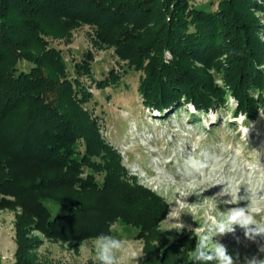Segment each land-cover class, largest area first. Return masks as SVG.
I'll list each match as a JSON object with an SVG mask.
<instances>
[{"label":"trees","instance_id":"16d2710c","mask_svg":"<svg viewBox=\"0 0 264 264\" xmlns=\"http://www.w3.org/2000/svg\"><path fill=\"white\" fill-rule=\"evenodd\" d=\"M190 1L0 0V207L19 203L37 229L66 240L111 234L118 221L138 237L156 230L166 200L128 181L86 106L93 93L81 77L91 76L92 55L71 76L49 36L65 24H88L142 72L147 107L165 113L191 103L207 113L231 94L235 113L256 119L264 109V24L256 17L264 0H222L214 11ZM21 60L32 64L28 70H19ZM213 68L224 84L214 83ZM118 81L113 71L102 84ZM50 200L66 212L53 215Z\"/></svg>","mask_w":264,"mask_h":264},{"label":"rangeland","instance_id":"374dc122","mask_svg":"<svg viewBox=\"0 0 264 264\" xmlns=\"http://www.w3.org/2000/svg\"><path fill=\"white\" fill-rule=\"evenodd\" d=\"M221 2L190 1L213 11ZM257 18L264 24V15ZM260 37L264 41V32ZM49 40L62 51L71 76L76 74L75 64L92 55V74L81 77L93 93L86 106L96 116L104 139L120 153L128 181L154 190L168 205L167 214L148 238L136 236L138 229L123 222L112 226L110 235L125 242L120 264H196L190 254L198 235L193 230L216 218L219 212L248 207L250 202L254 216L264 215L263 108H258L256 119L237 115V103H230V98L236 102L230 94L225 106L207 113L191 103L162 113L147 107L141 98L138 86L142 72L119 58L113 46L100 42L88 24H65ZM31 65L21 60L18 66L19 70H28ZM113 71L119 81L102 84ZM97 177L102 179L101 175ZM224 187L234 198L251 196V201L239 199L237 204H224L222 201L231 199L229 195L220 197L216 204L212 198ZM47 204L53 215L66 212L55 201ZM36 223L19 203L0 207V264H98L91 244L96 236L66 240L38 229L45 236L42 240L32 235L39 227ZM176 223L184 227L177 230ZM213 240L226 247L234 264H247L253 257L264 259L260 251L264 237L249 240L239 226L235 232L217 235ZM21 243L24 247L19 256Z\"/></svg>","mask_w":264,"mask_h":264},{"label":"clouds","instance_id":"9594fccd","mask_svg":"<svg viewBox=\"0 0 264 264\" xmlns=\"http://www.w3.org/2000/svg\"><path fill=\"white\" fill-rule=\"evenodd\" d=\"M257 17L264 15L259 11L256 12ZM170 55V54H169ZM197 67H202L200 62H195ZM210 74L214 77V83L217 85L222 84V79L218 77L216 70L210 69ZM230 103L235 104L236 102L230 98ZM261 115H264L261 113ZM220 185V184H217ZM231 196L230 200L222 201L224 204H237L239 199H250V197H233L232 192L224 187L223 190L216 194L212 199L216 202L220 197ZM259 212L260 209L256 208ZM171 214V213H170ZM169 214V216H170ZM167 223V222H162ZM178 227L175 229L179 230L184 227L181 223H176ZM239 226L244 230V235L249 240H254L256 237H264V215L257 218L252 214V204L250 202L248 207H232L226 212H219V215L211 221L205 222L201 227L196 228L193 231H198L196 236L197 242L195 248L190 253L193 261L211 262L215 261V264H234L233 257L227 253V249L221 243L214 241L213 237L217 235H224L227 233L235 232V227ZM169 230V229H168ZM32 235L45 239V236L38 229H34ZM92 246L95 249L94 260L98 264H120L119 254L125 247V242L110 235L102 233L96 236L91 241ZM84 245L82 244L81 247ZM261 252H264V246L260 248ZM141 257V256H137ZM135 257V261L136 258ZM137 264V261H136ZM247 264H264V259L253 257L247 261Z\"/></svg>","mask_w":264,"mask_h":264}]
</instances>
